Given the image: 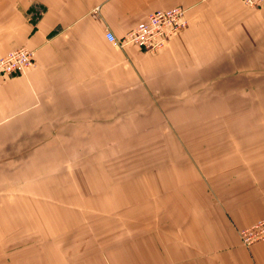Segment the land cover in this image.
Listing matches in <instances>:
<instances>
[{
    "label": "crops",
    "instance_id": "obj_1",
    "mask_svg": "<svg viewBox=\"0 0 264 264\" xmlns=\"http://www.w3.org/2000/svg\"><path fill=\"white\" fill-rule=\"evenodd\" d=\"M174 6L185 26L157 52L104 37ZM18 47L33 62L0 78V264H264V240L238 238L264 217V104L245 98L264 96V7L0 0V57ZM200 130L219 147L204 183L174 164L127 184L130 146L161 162Z\"/></svg>",
    "mask_w": 264,
    "mask_h": 264
},
{
    "label": "built area",
    "instance_id": "obj_2",
    "mask_svg": "<svg viewBox=\"0 0 264 264\" xmlns=\"http://www.w3.org/2000/svg\"><path fill=\"white\" fill-rule=\"evenodd\" d=\"M250 9L264 7V0H241ZM185 26L184 9L178 6L156 10L145 19L137 22L129 31L115 37L110 31L105 39L113 46L122 49L132 45L139 50L154 53L164 47L169 38ZM32 52L24 47L9 50L0 57V78L21 74L31 67ZM240 244L249 247L264 240V217L238 231Z\"/></svg>",
    "mask_w": 264,
    "mask_h": 264
},
{
    "label": "rangeland",
    "instance_id": "obj_3",
    "mask_svg": "<svg viewBox=\"0 0 264 264\" xmlns=\"http://www.w3.org/2000/svg\"><path fill=\"white\" fill-rule=\"evenodd\" d=\"M260 86L264 87V80L259 81ZM248 99V103L254 99V104L260 105V111H262V105L264 104V96L259 97H245ZM242 114H246L243 112ZM234 126L231 124L226 130V134L230 135L231 131H234ZM198 130V129H197ZM202 131H198L197 134L194 136L188 137L186 134L181 136H177V140L175 144L171 146H164L167 147V153L169 155H165L164 159L161 162H156L155 154L157 152V146L154 144L148 145H133L129 147L127 152V184H140V183H148L154 184L155 183V173L157 168H161V170L166 168H171V165L174 164L176 167L180 168L181 170H187L188 166L192 170L195 171V178L197 184L204 183V176L206 177L207 174L203 170L204 165V153L205 151H210L211 148L217 147V152L219 150L218 145H204ZM211 131H215L213 135L208 134V137L214 139L215 137H219L221 132L217 129H211ZM201 133V134H200ZM161 148L163 146H160ZM164 153H166L165 148L162 149ZM160 149V151H162ZM159 151V147H158ZM179 154L177 158L178 161H173V153ZM180 156L183 159L180 160ZM165 171V170H164ZM217 179H219L217 173Z\"/></svg>",
    "mask_w": 264,
    "mask_h": 264
}]
</instances>
